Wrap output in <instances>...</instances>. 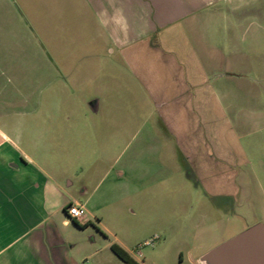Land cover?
Masks as SVG:
<instances>
[{"label": "crops", "instance_id": "crops-1", "mask_svg": "<svg viewBox=\"0 0 264 264\" xmlns=\"http://www.w3.org/2000/svg\"><path fill=\"white\" fill-rule=\"evenodd\" d=\"M2 1L9 9L0 13L10 22L15 1ZM19 1L33 9L28 0ZM38 4L51 82L63 80L59 65L86 60L92 71L98 62L108 64L109 76L151 110L154 141L165 146L163 160H182L195 190L217 199L216 211L222 200L230 201L234 216L246 219L245 205L255 209L257 195L264 199V74L255 71L257 62L264 65V0ZM8 25L0 21V48L22 39ZM16 61L0 57V264H72L64 228L70 221L90 222L88 188L76 195L62 173L48 169L47 146L63 142L48 129L60 124L40 120L43 111L30 107L33 76ZM48 86L43 96L52 90ZM16 98L24 108H14ZM90 108L98 113L99 101ZM71 204L86 209L83 222L68 214Z\"/></svg>", "mask_w": 264, "mask_h": 264}, {"label": "rangeland", "instance_id": "rangeland-1", "mask_svg": "<svg viewBox=\"0 0 264 264\" xmlns=\"http://www.w3.org/2000/svg\"><path fill=\"white\" fill-rule=\"evenodd\" d=\"M14 1L16 18L7 22L9 15L1 12L0 21L22 39L0 48V57L21 60L22 68L33 76L30 107L44 112L40 120L60 124L56 130L48 129V135L63 141L47 146V167L62 173L64 185L74 194L88 188L84 199L89 198L87 206L94 214L87 225L70 221L64 228L72 264H127L113 252L114 243L127 248L139 264H198L211 249L256 223L264 224L260 195L255 209L248 204L242 209L246 219L234 216L230 201L222 200L218 212L213 208L217 199L195 190L182 160H163L165 146L154 141L151 110L109 76L108 64L98 62L92 71L86 60L59 65L63 80L51 82L54 72L43 65L47 53L39 40V0H28L33 8L29 11ZM8 5L0 0V10ZM255 71L262 76L264 65L257 62ZM42 73L46 81L40 80ZM47 83L52 90L43 96ZM19 100L14 108H24ZM96 100L98 113L90 108ZM164 164L168 168H162Z\"/></svg>", "mask_w": 264, "mask_h": 264}, {"label": "water", "instance_id": "water-1", "mask_svg": "<svg viewBox=\"0 0 264 264\" xmlns=\"http://www.w3.org/2000/svg\"><path fill=\"white\" fill-rule=\"evenodd\" d=\"M198 264H264V224L259 222L199 257Z\"/></svg>", "mask_w": 264, "mask_h": 264}, {"label": "built area", "instance_id": "built-area-1", "mask_svg": "<svg viewBox=\"0 0 264 264\" xmlns=\"http://www.w3.org/2000/svg\"><path fill=\"white\" fill-rule=\"evenodd\" d=\"M68 214L77 222H83L86 216V209L79 204H71L68 208ZM146 244H149V242H146ZM139 255L142 256L141 252H139Z\"/></svg>", "mask_w": 264, "mask_h": 264}, {"label": "trees", "instance_id": "trees-1", "mask_svg": "<svg viewBox=\"0 0 264 264\" xmlns=\"http://www.w3.org/2000/svg\"><path fill=\"white\" fill-rule=\"evenodd\" d=\"M76 221V220H75ZM78 224V223H77ZM113 252L127 264H139L122 246L117 243L111 246Z\"/></svg>", "mask_w": 264, "mask_h": 264}]
</instances>
